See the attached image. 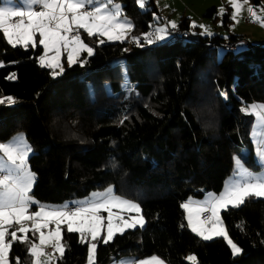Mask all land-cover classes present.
I'll return each mask as SVG.
<instances>
[{
  "label": "trees",
  "instance_id": "trees-1",
  "mask_svg": "<svg viewBox=\"0 0 264 264\" xmlns=\"http://www.w3.org/2000/svg\"><path fill=\"white\" fill-rule=\"evenodd\" d=\"M117 1L134 25L133 37L157 24L155 0L146 11L136 0ZM176 28L190 33V19L181 18ZM192 36L152 44L140 39V46L133 40L93 44L92 56L55 76L40 66L42 46L13 48L0 33V98L16 101L0 104V142L25 134L34 150V198L58 204L113 186L141 207L144 227L98 242L96 264L125 255H155L167 264H264V199L221 211L229 237L243 250L235 257L222 237H198L181 207L219 193L235 155L248 166L254 161L253 116L241 106L264 102V44L248 42L218 58L223 43L242 37ZM62 231L66 251L56 264H86L88 244L66 226ZM16 257L27 261L25 245L14 244L11 264Z\"/></svg>",
  "mask_w": 264,
  "mask_h": 264
},
{
  "label": "snow or ice",
  "instance_id": "snow-or-ice-1",
  "mask_svg": "<svg viewBox=\"0 0 264 264\" xmlns=\"http://www.w3.org/2000/svg\"><path fill=\"white\" fill-rule=\"evenodd\" d=\"M141 9L147 6V0H137ZM249 0H229L232 7V19L239 22L238 17L243 13V5ZM91 7V10L89 9ZM219 14L223 15L225 9L221 7ZM249 19L255 22L256 11L247 9ZM14 18H19L14 21ZM264 27V18L260 19ZM170 27H177L170 22ZM204 31L202 35H211L206 26L193 24ZM134 29V25L126 16L122 17V8L116 0H21V6L0 7V33L8 45L15 48L21 45L25 48L42 46L44 55L40 59L41 67L59 68L64 71L61 64L62 49L68 50V64L76 63L81 53L90 57L94 49L82 38L80 30L87 37H107L108 40L126 38L125 34ZM76 35L70 37V33ZM169 35L166 27H158L155 32L144 34L148 44L164 41ZM133 42L140 46V38L133 37ZM104 43V40H100ZM52 52L54 55L48 56ZM86 62V61H85ZM85 62H81V66ZM54 75L59 73L54 72ZM126 76V71L124 73ZM13 73L9 79L13 78ZM227 99L226 93H221ZM11 105L16 101L14 97L0 98V104ZM246 114L256 117L257 126L264 128V104L248 105L242 109ZM127 119V117H125ZM32 149L24 142L22 136L14 139L12 143H0V264H10V252L15 243L25 245L27 248V261L14 258V264H50L55 253L62 259L65 255L62 226H66L68 233H78L79 242L87 243L86 264H96L97 243L107 244L117 232L123 234L125 229L144 226V219L129 217L113 213L114 208L136 213L140 212L138 202L121 197L114 193L109 186L103 192H94L90 198L65 203L62 205H45L32 195L36 174L29 166V155ZM256 157L261 166L258 173L250 171L242 162V157H234L235 172L240 179L227 184L219 193H208L204 201L193 202L189 200L181 205L188 213V227L202 240L210 241L215 237H222L231 249L233 257L243 250L233 242L225 229L221 219V210L239 208L249 199H264V148H258ZM36 210H33V208ZM102 212H107V224ZM210 213L205 219L201 216ZM54 225V229L50 226ZM211 225V227H209ZM106 227L107 235L101 240L102 230ZM48 229L47 232L44 230ZM18 233L23 234L18 236ZM29 233L32 234L31 238ZM10 237V239H9ZM38 238V243L35 242ZM51 248L52 254L45 249ZM48 256L49 259L41 260ZM189 260L195 261L194 256ZM123 264V262H122ZM127 264H165L157 256L149 260H129Z\"/></svg>",
  "mask_w": 264,
  "mask_h": 264
},
{
  "label": "rangeland",
  "instance_id": "rangeland-1",
  "mask_svg": "<svg viewBox=\"0 0 264 264\" xmlns=\"http://www.w3.org/2000/svg\"><path fill=\"white\" fill-rule=\"evenodd\" d=\"M116 2L121 5L122 17L125 16L124 11H123V4L117 0H116ZM136 2H137V0H136ZM147 2H148V0H147ZM240 2L243 4V0H240ZM137 5H138V3H137ZM5 6H10V7L21 6V0H1L0 7H5ZM155 6L159 10V13L155 15L157 24H155L154 28L149 33L155 32L156 28H158V27H166L168 30V33H169V30L173 29L170 27V22H175L176 25H178L181 18L184 17V18L190 19V25H191L190 33L192 35L197 36V34H199L203 37H205V36L210 37V36H214V35H218L221 37H228L229 35H236V36H240L244 40H246L247 44H248V42L249 43H257V44H264V27H261L260 22H259L261 18H264V0H261L259 5H256L253 2V0H249L248 4H244L243 5V13L240 17H238V20H239L238 23L233 21V19H232V11L233 10H232L231 5L229 4V0H155ZM89 7L91 8L92 6H89ZM138 7H139V5H138ZM221 7H223L225 9V13L223 15L219 14V11H218ZM249 7H252L256 11L255 22L253 20L249 19V14L247 11V9ZM148 8L149 7L146 6L145 9L140 8V10L146 11ZM212 8H214V11H211L210 15H206L207 11L212 9ZM128 20L131 21L130 18H128ZM131 23H132V21H131ZM193 24H196L197 26H199V25L206 26L208 32H210L211 35H207V34L202 35L201 32L204 30L201 29L200 27H192ZM80 32H81V35H82V38L84 39V41L87 44H89L92 48L94 45L101 44L100 43L101 39L104 40V43L119 41V40H108L107 37L89 38V37H87V34L83 32V30H80ZM144 34H147V33H143V34H141L140 37L139 36L138 37L140 39L144 40ZM125 36H126V38L124 39V41H132L133 40L132 39L133 36L131 35V31L127 32L125 34ZM167 40H170L169 35L167 36V38L164 41H160V42H165ZM247 44L246 43H238L234 52L239 53V52L245 50V48H247L246 47ZM224 53H225V50L220 46L217 50L218 58H220ZM44 54L45 53L43 52L42 55H44ZM51 55H54V53L49 52L48 56H51ZM83 55H85L86 57H89L86 52L81 53L78 60ZM67 57H68V50L62 49L61 64L63 66V69L66 66H69ZM39 63H40V59H39ZM50 69L52 70L53 73L56 72V73H59L58 75L61 74L59 68H56V69L50 68ZM55 76H57V75H55ZM253 103L264 104V102H255V101L250 102L248 104H243L241 106V110L246 109L248 105H252ZM242 112L244 114H246L245 111H242ZM252 116H253V124H252L251 130H250V138L254 144V148H255L254 153H255L258 148H264V128H260L259 126H257L256 117L254 115H252ZM19 135H22L24 137V141H25V139H26L25 134L23 132H19ZM0 143H4V142H0ZM28 145L32 149V152L30 153V155H31L34 152V150H33L32 146L29 142H28ZM240 153L243 155H246L247 151L245 149H242L240 151ZM234 157H240V156L235 155ZM257 164L260 165L259 162L255 161V159H254V161H252L249 164V168L252 172L258 173L261 171V167L256 168ZM233 168H234V172L231 176L232 178L229 177L228 181H229V179H235V180L240 179V176L235 172L234 159H233ZM234 175H238V176H236L237 178H233V177H235ZM108 187H106L105 189H102V190L92 191V192H90V194L88 196H85L83 198H79V199H75V200L67 201V202H63V203H58V204H45V205H62L65 203H69V205H70L71 202H73V201H79V200H83L85 198H90L91 194L94 192H103ZM111 187H113V186H111ZM113 189H114V187H113ZM200 199H203V196H202V198H199V199L195 198V199H190V200L193 202V205L195 206V202H197ZM229 207H231V206H229ZM34 209H36V208L34 207ZM112 211L115 214L122 215L125 219H128L129 217H133V218L138 219L140 216H142L144 219V225H145V218L142 215L141 207H140L139 213H136L135 211H132V212L123 211V212H121V210L118 208H114ZM101 215H103L105 217V225H106L108 213L103 212V213H101ZM209 215H210V213H209ZM220 215H221V213H220ZM201 219H202V216H201ZM187 222H188V219H187ZM54 227L55 226L53 225V229H54ZM143 227H140L139 225H137L135 228H143ZM209 227H211V225H209ZM135 228H130V229H135ZM126 230H128V229H125V231ZM44 231L47 232L48 229H45ZM116 234H120V233L117 232ZM22 235L23 234L18 233V236H22ZM106 235H107V232H106V227H105L102 230L101 239H103V237H105ZM215 238H219V237H215ZM38 242L39 241H37V243ZM52 253H53V250L51 249V252L49 254H52ZM57 256H59L58 253H55L52 256L50 264L53 263V261H54L53 258L54 257L57 258ZM153 256H155V255H153ZM150 258L142 257L139 259L149 260ZM47 259H49L48 256L41 257L42 261L47 260ZM165 264H167V263L165 262Z\"/></svg>",
  "mask_w": 264,
  "mask_h": 264
},
{
  "label": "crops",
  "instance_id": "crops-1",
  "mask_svg": "<svg viewBox=\"0 0 264 264\" xmlns=\"http://www.w3.org/2000/svg\"><path fill=\"white\" fill-rule=\"evenodd\" d=\"M197 35H199V34H197ZM201 36V35H200ZM246 49V48H245ZM41 57V56H40ZM20 136H22V135H19V133H17V134H15V135H13L10 139H8L7 141H5L4 143L5 144H7V143H12V142H14V139L15 138H17V137H20ZM23 137V136H22ZM26 137V136H25ZM24 138V137H23ZM27 145H28V141H27V138L25 139V141H24ZM255 149V148H254ZM0 155H2V154H0ZM254 158H255V161H257L258 162V159H257V157H256V152L254 153ZM244 163V162H243ZM245 166L250 170V168H249V166L248 165H246L245 164ZM251 171V170H250ZM234 172V171H233ZM233 174V173H232ZM232 174L231 175H229L226 179H225V182H224V186H223V189L225 188V186L227 185V184H229V183H231V182H234L235 181V179H229V181H228V178L230 177V178H232L231 176H232ZM235 177H233V178H237L236 176H238V175H234ZM223 189L221 190V191H223ZM220 191V192H221ZM219 192V193H220ZM208 193H213V192H206L205 194H204V196H203V199H200V200H198V201H204L206 198H207V194ZM219 193H215V194H219ZM194 206V205H193ZM33 210H36V209H34L33 208ZM103 213V212H102ZM188 217V213L186 212V218ZM188 219V218H187ZM202 220V219H201ZM50 228L51 229H53V225H51L50 226ZM29 235V234H28ZM38 241V238L36 239V241L35 242H37ZM45 251H46V253H50L51 252V248H46L45 249ZM150 257H152V256H148V257H146V258H150ZM57 258H59V256H57ZM57 258L56 257H54L53 258V263L52 264H56V260H57ZM132 259H135L136 261H139V260H141V259H139V258H134V257H132V256H129V255H125V256H122V257H120V258H118V259H114V260H112V261H110L108 264H122V262H123V264H127V262L129 261V260H132Z\"/></svg>",
  "mask_w": 264,
  "mask_h": 264
},
{
  "label": "built area",
  "instance_id": "built-area-1",
  "mask_svg": "<svg viewBox=\"0 0 264 264\" xmlns=\"http://www.w3.org/2000/svg\"><path fill=\"white\" fill-rule=\"evenodd\" d=\"M88 10H91V8L89 7ZM18 20H19V18H14V21H18ZM169 34H170V38L173 39V40H178V41H193V40H196V38H194L192 35H190V33H188L187 31L179 30L177 28L171 29ZM69 35H70V37H72V36H75L76 33L72 32ZM238 43H246L247 44V41L242 39V38H240L236 42L223 43L221 45V47L224 50H226V51H234L236 49ZM70 206H71V204H70ZM206 216H209V213H206V214L202 215V220L205 219Z\"/></svg>",
  "mask_w": 264,
  "mask_h": 264
}]
</instances>
